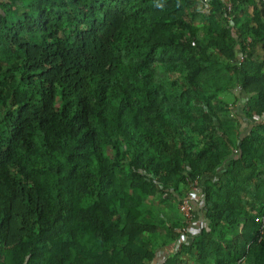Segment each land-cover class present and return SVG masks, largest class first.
Wrapping results in <instances>:
<instances>
[{
	"label": "trees",
	"instance_id": "16d2710c",
	"mask_svg": "<svg viewBox=\"0 0 264 264\" xmlns=\"http://www.w3.org/2000/svg\"><path fill=\"white\" fill-rule=\"evenodd\" d=\"M193 180L264 264L263 0H0V264H149Z\"/></svg>",
	"mask_w": 264,
	"mask_h": 264
},
{
	"label": "crops",
	"instance_id": "0c3cea01",
	"mask_svg": "<svg viewBox=\"0 0 264 264\" xmlns=\"http://www.w3.org/2000/svg\"><path fill=\"white\" fill-rule=\"evenodd\" d=\"M238 87L233 88L232 91H223L221 96L228 101V108L238 117L242 118L241 129L242 133L246 134L252 126L251 120L248 121L244 115L241 114V109L245 107L247 97L239 96ZM258 121V120H257ZM262 131V129H261ZM258 188V185H254ZM203 195L200 191V203L198 208L194 210V230L186 241H168L165 245L160 246L154 256V259L149 264H200L199 259H206L208 256L211 264H213L212 255H207L208 238L211 236L214 228V223L211 218H207L201 209L203 205ZM191 246V251L185 248ZM179 249V250H178ZM201 252V253H200ZM176 259H179V261ZM241 264H252L248 261H242Z\"/></svg>",
	"mask_w": 264,
	"mask_h": 264
},
{
	"label": "built area",
	"instance_id": "2783aa9c",
	"mask_svg": "<svg viewBox=\"0 0 264 264\" xmlns=\"http://www.w3.org/2000/svg\"><path fill=\"white\" fill-rule=\"evenodd\" d=\"M264 1V0H263ZM230 7V5H229ZM242 60V56L239 57ZM190 189L188 191L187 197L179 204L180 212L183 215L182 223L183 227L181 229L180 237L177 241H186L190 234L193 233L194 230V210L195 207L200 203V189L198 186V181L193 180L190 183ZM257 221L264 222V214L256 219ZM181 264V263H176Z\"/></svg>",
	"mask_w": 264,
	"mask_h": 264
},
{
	"label": "rangeland",
	"instance_id": "374dc122",
	"mask_svg": "<svg viewBox=\"0 0 264 264\" xmlns=\"http://www.w3.org/2000/svg\"><path fill=\"white\" fill-rule=\"evenodd\" d=\"M196 22H197L198 26L200 27V30L202 31V30H203L202 26H203V23H204V19H203L202 17H199V18L196 19ZM106 150H107V152H111L109 146L106 147ZM149 203H150L151 205H153L154 207H157L158 205L162 206V204H164V203L161 202V201H156V199H150V200H149ZM169 203H170V202H169ZM172 203H173V202H172ZM167 204H168V203H167ZM169 208H170V207H169Z\"/></svg>",
	"mask_w": 264,
	"mask_h": 264
}]
</instances>
